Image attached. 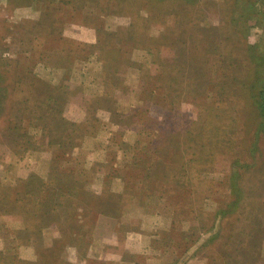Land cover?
<instances>
[{
  "label": "rangeland",
  "instance_id": "374dc122",
  "mask_svg": "<svg viewBox=\"0 0 264 264\" xmlns=\"http://www.w3.org/2000/svg\"><path fill=\"white\" fill-rule=\"evenodd\" d=\"M255 4L0 0V264H264Z\"/></svg>",
  "mask_w": 264,
  "mask_h": 264
},
{
  "label": "trees",
  "instance_id": "16d2710c",
  "mask_svg": "<svg viewBox=\"0 0 264 264\" xmlns=\"http://www.w3.org/2000/svg\"><path fill=\"white\" fill-rule=\"evenodd\" d=\"M256 1V6L258 3L262 0H255ZM239 23V20H236V25ZM245 35V34H244ZM240 36L243 37L242 32L240 33ZM246 52V50H245ZM234 55V54H232ZM244 57L249 61L251 64L253 62L251 61L252 59L249 56V53H245ZM244 60V59H243ZM241 62V59H240ZM256 67V66H255ZM257 68V67H256ZM258 72H252V74L246 79V84L249 88L248 91V96L252 101V104L256 107L257 109V115H258V120H260L258 124V132L262 131L264 133V88H262L261 85V72L257 68Z\"/></svg>",
  "mask_w": 264,
  "mask_h": 264
}]
</instances>
